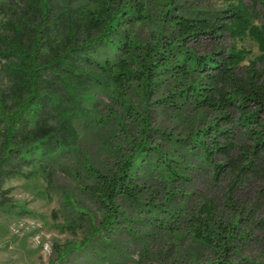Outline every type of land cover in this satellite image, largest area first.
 Listing matches in <instances>:
<instances>
[{"label": "trees", "instance_id": "1", "mask_svg": "<svg viewBox=\"0 0 264 264\" xmlns=\"http://www.w3.org/2000/svg\"><path fill=\"white\" fill-rule=\"evenodd\" d=\"M221 1L211 11L165 2L145 37L137 28L150 18L147 0H0V211L14 206L6 180L67 162L103 212L83 245L106 231V249L129 209L140 228L210 250L208 264H234L264 234V0ZM245 39L257 45L255 60L237 45ZM162 112L174 127L152 126ZM106 128L121 132L109 162L79 164L83 139ZM193 160L218 192L190 207L178 184L191 180L183 173ZM65 202L74 207L71 196ZM80 218L62 231L74 233ZM60 250L62 260L74 245Z\"/></svg>", "mask_w": 264, "mask_h": 264}, {"label": "rangeland", "instance_id": "2", "mask_svg": "<svg viewBox=\"0 0 264 264\" xmlns=\"http://www.w3.org/2000/svg\"><path fill=\"white\" fill-rule=\"evenodd\" d=\"M169 1L147 0L150 18L137 28L142 36H149L155 30L163 3ZM172 1L180 10L187 11H211L223 5L221 0ZM225 42L231 44L232 40L225 38ZM237 45L250 52V60L260 55L257 45L250 39ZM134 100L136 102V98ZM97 101L101 115L107 118L108 111L103 108V104L107 103L106 97L100 94ZM156 119L168 128L175 126L169 112L154 117L152 126H158ZM107 130L103 129L100 133L95 131L83 139L79 164L87 158L100 165L109 162L108 149L117 146L114 138L121 132L116 130L113 133L115 136H112ZM177 131L182 130L178 128ZM139 137V130H133L132 138L138 141ZM152 139L158 143L164 142L159 134L152 133ZM122 148L128 151L126 143H122ZM189 167L183 176L191 180L182 186L178 184V189L186 194L184 199L187 205L194 207L205 198L216 196L218 187L212 183L211 171L203 162L193 160L189 162ZM72 169L71 163L58 162L44 166V170L40 167L25 169L27 177L5 181L3 196L14 206L11 211H0V264H208L213 261V253L190 238H175L169 230L140 228L139 224L129 221L138 219L137 213L129 209H126L128 220L115 224L111 244L106 249H102L99 243L106 231L93 236L87 246L83 245L91 230V223L98 227L103 220V212L82 191L84 173L81 172L79 176L74 169L73 175ZM67 195L74 201V207L66 204ZM76 214L81 218L74 233L62 231L61 226L66 219ZM177 226L180 224L169 225L172 229ZM68 245H74V250L60 260L58 250L61 248L60 251H63ZM233 263L264 264V234L259 233L254 241L246 245L241 256L235 257Z\"/></svg>", "mask_w": 264, "mask_h": 264}]
</instances>
